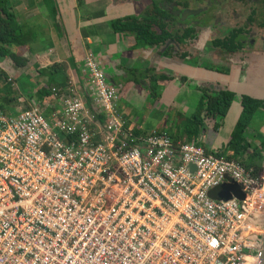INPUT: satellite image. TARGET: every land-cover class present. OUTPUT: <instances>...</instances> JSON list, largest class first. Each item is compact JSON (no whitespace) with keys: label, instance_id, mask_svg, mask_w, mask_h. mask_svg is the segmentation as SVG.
<instances>
[{"label":"built area","instance_id":"1","mask_svg":"<svg viewBox=\"0 0 264 264\" xmlns=\"http://www.w3.org/2000/svg\"><path fill=\"white\" fill-rule=\"evenodd\" d=\"M85 66L51 88L54 120L0 110V264H260L264 159L137 131L91 50ZM232 181L243 198L211 195Z\"/></svg>","mask_w":264,"mask_h":264},{"label":"crops","instance_id":"2","mask_svg":"<svg viewBox=\"0 0 264 264\" xmlns=\"http://www.w3.org/2000/svg\"><path fill=\"white\" fill-rule=\"evenodd\" d=\"M152 4V0H5L7 9L15 15L16 21L27 34L24 44L12 45L10 48L28 60L23 66L17 65L10 57L0 61V68L7 75L8 81L9 78L11 81H18L14 86L18 87L17 95L13 96L11 93L14 100L8 106L12 112L6 114L14 115L22 108L38 106L46 118L54 120L55 115L62 112V102L60 96L54 95L51 88L57 86L63 89L70 79H74L79 86L86 84L89 76L85 55L88 50L100 57L106 73L115 82L123 84L119 111L127 124L139 132L149 131H140L131 121L132 117L125 115L122 110L134 106L142 99L147 104L150 102L156 117L164 120L169 118L168 129L165 127L159 130L158 127L156 130L165 131L174 138L191 140L184 123L187 117H192L200 110L202 98L199 84L191 81L194 78L209 83L220 80L222 85H227L237 95L239 93L255 98L264 97V76L251 82L247 80L248 72L240 71L230 64H227L230 67L229 74H222L210 67L207 69L202 66L183 65L173 58L156 54L153 49L137 46L133 33L114 29L115 20L140 15ZM153 69L158 73L172 74L167 80L158 81L161 90L157 99L149 94L147 83L143 86L137 85L129 77V71L133 74V71ZM260 71L263 75L264 68L261 67ZM180 75H187L189 79H181ZM2 79L0 89L3 87ZM45 89L49 92L44 93ZM241 112L239 95L223 117H213L202 108L201 118L204 124L192 140L209 152L222 151L230 140L232 131L226 129L229 135L221 140L218 134L224 126L221 121L227 119V124L233 128ZM262 113L264 111L257 114L250 126V141L264 133ZM215 123H221V126L215 129ZM261 137L263 138L257 144L264 141V134ZM223 190L221 187L213 188L210 193L213 197H219Z\"/></svg>","mask_w":264,"mask_h":264},{"label":"flooded vegetation","instance_id":"3","mask_svg":"<svg viewBox=\"0 0 264 264\" xmlns=\"http://www.w3.org/2000/svg\"><path fill=\"white\" fill-rule=\"evenodd\" d=\"M152 2L150 8L134 16L153 33V36L144 38L142 44L137 42V46L153 49L156 54L173 58L183 65L202 66L207 69L210 67L222 74H229L230 67L227 64H230L240 71L248 72L247 80L251 82L264 76L260 71L261 67L264 68V0H152ZM159 36L162 38H158ZM94 55L120 100L123 84L115 82L106 73L100 57L96 53ZM132 73L129 71V77L135 80L137 85L148 84L146 89L151 96H153L150 88L151 77L164 76L156 78V83L172 77L171 73H158L154 69ZM180 76L181 79H189L187 75ZM239 76L241 79L242 74ZM191 81L199 84L201 97L215 96L223 90H229L241 98L244 95L250 96L239 93L237 95L230 87L222 85L220 80L216 81L217 83H209L194 78ZM256 99L263 102L256 112L257 115L264 111V97Z\"/></svg>","mask_w":264,"mask_h":264},{"label":"trees","instance_id":"4","mask_svg":"<svg viewBox=\"0 0 264 264\" xmlns=\"http://www.w3.org/2000/svg\"><path fill=\"white\" fill-rule=\"evenodd\" d=\"M115 30H125L133 33L136 37L138 44H142L144 38L153 36L151 29L143 23L139 22L134 16H128L125 18H120L113 22ZM26 32L21 25L16 21L15 15L10 12L6 5L5 0H0V61L5 57L12 58L15 63L19 66L25 65L28 60L22 56H19L13 52L10 48L12 45H21L27 41ZM158 38H162L159 36ZM5 72L0 68V79H2V88L6 91L4 94H0V110L4 113H11V109L8 107L10 103L14 100L11 95L12 86L8 87L7 81L8 77ZM164 77L159 75L156 77H151V91L153 92V98L157 99L160 96V84L156 83V78ZM11 80V78H9ZM1 82V81H0ZM44 93H48V90H43ZM233 92L229 90H223L215 96L203 95L201 98L200 110L197 111L192 117H187L185 126L186 133L189 139H194L203 127V119L201 118V110L204 108L206 112L213 117L225 116L233 100L235 99ZM242 101V112L231 133V138L228 143L224 146L222 151L216 154L221 157L227 158H238L242 160L246 167L253 166L255 169L259 168L261 160L264 158V141L257 144L254 141H250L249 134L250 126L253 124L254 117L260 105L263 104L260 100L253 98L251 96L244 95L241 98ZM216 124V123H215ZM217 123L216 125L219 127ZM215 129H218L217 126ZM244 156H247L243 158ZM225 198L224 196H219Z\"/></svg>","mask_w":264,"mask_h":264},{"label":"rangeland","instance_id":"5","mask_svg":"<svg viewBox=\"0 0 264 264\" xmlns=\"http://www.w3.org/2000/svg\"><path fill=\"white\" fill-rule=\"evenodd\" d=\"M17 82L18 81H16V80H12V81L10 80V81H7V84H6L8 87L12 86V89L10 91H11L13 96H16L17 92H18V87H14V86H16ZM5 91L6 90L4 88L0 89V93L1 94L5 93ZM137 102L138 103L135 104L134 106H132V107L129 106L128 109H123L122 111L125 113V115H128L129 117H132L131 121L134 122L135 125H137L139 127V128L138 127L137 128L140 131H142V129H144V131H153V130L158 129V127H160L159 130H161L162 128H165V127L168 129V126H169L168 119L169 118H166L164 120V119H159L158 117H156V113L153 112L154 109H151L150 102H149V104H147L146 101L142 100V99L137 101ZM145 106L147 108H149V109H147ZM232 110H234V109H232ZM261 117H262L261 120H264V113L261 114ZM202 118H204L203 112H202ZM172 119H173V117H171V120ZM254 120H253V122H254ZM257 120L259 121V119H257ZM221 122L223 123L224 126H223V128L221 130H219L218 134H219V136H221V140H222L224 136L228 137V135H229V133L226 131V129L229 132L233 131L235 125L232 128L231 125L227 124V119H224ZM208 124L212 125V123H208ZM218 125L220 127L221 123L218 124ZM208 128L210 129V126H208ZM262 134H264V133H262ZM261 135L259 137L255 138L254 141L255 142H259L263 138V137H261ZM249 138H251V137H249ZM245 157L246 156H244L243 158H245Z\"/></svg>","mask_w":264,"mask_h":264},{"label":"water","instance_id":"6","mask_svg":"<svg viewBox=\"0 0 264 264\" xmlns=\"http://www.w3.org/2000/svg\"><path fill=\"white\" fill-rule=\"evenodd\" d=\"M189 168L193 171L196 169V165L194 163L189 164ZM221 188H224L222 191V197L230 198L232 196H237L239 198H243L245 196V193L242 191V187L240 184H237L236 182L232 181L226 184H223L222 186H219ZM219 187H216L215 189H218ZM260 264H264V246H263V255L261 258Z\"/></svg>","mask_w":264,"mask_h":264}]
</instances>
